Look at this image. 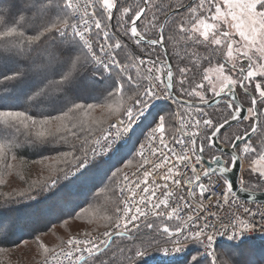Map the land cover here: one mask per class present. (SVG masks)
<instances>
[{
	"label": "snow or ice",
	"instance_id": "1",
	"mask_svg": "<svg viewBox=\"0 0 264 264\" xmlns=\"http://www.w3.org/2000/svg\"><path fill=\"white\" fill-rule=\"evenodd\" d=\"M97 79L103 102H80ZM47 145L54 154L30 163L48 175L0 196L35 200L104 165L115 200L103 232L51 246L35 235L37 264H138L149 248L195 251L182 264H254L240 248L264 212L240 201L264 194V0H5L0 186L29 163L22 148ZM225 235L238 242L218 250Z\"/></svg>",
	"mask_w": 264,
	"mask_h": 264
},
{
	"label": "trees",
	"instance_id": "2",
	"mask_svg": "<svg viewBox=\"0 0 264 264\" xmlns=\"http://www.w3.org/2000/svg\"><path fill=\"white\" fill-rule=\"evenodd\" d=\"M5 0H0V4ZM82 86H91L90 82H83ZM95 91L84 93L85 98L80 101L83 103H102L104 82L97 79L95 82ZM22 103V101H21ZM160 107L167 108L166 104H158ZM96 115L99 116V113ZM236 128V125L233 126ZM253 140L258 145L259 141L256 137ZM50 145L38 146L36 148L24 147L20 150L19 155L29 163L20 165L17 168L6 171L3 175L4 185L0 186V192H11L21 190L28 187V182L39 180L48 175L49 169L47 163L45 165L31 164L32 160H38L41 155H53L48 151ZM131 156L124 158L122 161L113 162L112 171L116 167H123ZM135 164V161H134ZM107 167L101 165L91 169L81 179L73 183H63L54 189L51 193H45L37 197L35 200H6L0 196V226L3 229V238H0V247L7 251L0 253V264H22V258L13 257L14 251L20 247H24L23 241H34L35 235H46L54 233L58 244L60 239H66L73 231L80 228L103 229L104 221L101 219L106 214H111L115 195L110 190L101 191L108 185L105 176ZM110 175V173H108ZM21 176L24 180H21ZM254 183V182H253ZM259 190V189H257ZM98 213L93 223H89L87 218L75 220L70 219L66 212L68 207L75 206L79 211L80 207H89ZM68 219V226L63 225V220ZM73 228L71 229L70 227ZM64 229H63V228ZM66 229V230H65ZM70 232L64 236L63 231ZM238 241L223 240L218 243V250H223L225 246L237 243ZM53 245V244H52ZM51 246V245H50ZM26 246L24 250L27 251ZM240 251L242 259L251 260L254 264H264V243L258 241H243ZM196 254L195 251L187 252L184 257L178 261H171L161 264H182L186 259H190L191 255ZM2 258V260H1Z\"/></svg>",
	"mask_w": 264,
	"mask_h": 264
},
{
	"label": "built area",
	"instance_id": "3",
	"mask_svg": "<svg viewBox=\"0 0 264 264\" xmlns=\"http://www.w3.org/2000/svg\"><path fill=\"white\" fill-rule=\"evenodd\" d=\"M156 104L157 105L158 104L168 105L169 102L160 100V101H156ZM125 139H127V136H125ZM141 142H142V139H141ZM136 147L138 148L139 144H137ZM126 171H135V167H133L131 170H126ZM213 179H215V177H213ZM207 182L208 181H205V183ZM216 187L218 188L219 185L217 184ZM246 201H250V200L241 198L240 202L244 204L245 207L251 208L253 211H256L258 213L264 212V201H255V203H252V202L246 203ZM255 222L257 224V229L255 231H250V232L245 233L243 237V241L249 240V241H258V242L264 243V228H260L259 226L261 223L259 215L255 217ZM103 231L104 229L99 230L97 232H103ZM223 240H228V237L225 235L223 237L217 238L218 243ZM186 253L166 255L160 250H157L155 248H149L147 250L146 255L139 259L138 264H161V263H168L171 261H178L182 259ZM32 264H37V262H34Z\"/></svg>",
	"mask_w": 264,
	"mask_h": 264
},
{
	"label": "rangeland",
	"instance_id": "4",
	"mask_svg": "<svg viewBox=\"0 0 264 264\" xmlns=\"http://www.w3.org/2000/svg\"><path fill=\"white\" fill-rule=\"evenodd\" d=\"M129 147H131V145H129ZM134 154V153H133ZM129 156H131V155H129ZM129 156H126V157H124V158H128ZM63 228V227H62ZM71 229L73 228V226L72 227H70ZM64 229V228H63ZM104 229V228H103ZM66 230V229H65ZM63 231V232H61V233H64V236H68L67 234L68 233H70V232H66V231ZM77 230H79L81 233L82 232H84V231H92L93 229H88V228H80V229H77ZM96 230V229H95ZM99 230H102V228L101 229H99ZM98 229H97V231H99ZM96 231V232H97ZM76 232L77 231H73V234H76ZM68 238V237H67ZM66 238V239H67ZM42 239L44 240V242L46 243V244H48V245H52V244H54V243H56L57 242V239H55V236H54V233H48V234H46V235H43V237H42ZM26 246H29L28 248H26L27 249V251L26 250H24L25 249V247ZM38 247H37V245L35 244V242L34 241H31V242H28L24 247H20V248H18L17 250H15L14 251V256L13 257H20V258H22V264H32V263H34V262H37V260H38ZM1 260H2V258H1ZM15 264H18L17 262H15Z\"/></svg>",
	"mask_w": 264,
	"mask_h": 264
},
{
	"label": "water",
	"instance_id": "5",
	"mask_svg": "<svg viewBox=\"0 0 264 264\" xmlns=\"http://www.w3.org/2000/svg\"><path fill=\"white\" fill-rule=\"evenodd\" d=\"M228 151V150H226ZM207 160V159H206ZM207 166V165H206ZM239 175V172H235L234 175H233V179H235V176ZM241 198H244V199H247V200H250L249 196L247 194H241ZM255 201H264V194L261 193V190H257L256 191V198H255Z\"/></svg>",
	"mask_w": 264,
	"mask_h": 264
},
{
	"label": "flooded vegetation",
	"instance_id": "6",
	"mask_svg": "<svg viewBox=\"0 0 264 264\" xmlns=\"http://www.w3.org/2000/svg\"><path fill=\"white\" fill-rule=\"evenodd\" d=\"M233 126H235V125H233ZM233 126H232V128L227 129V131H228V132L235 131L236 128L233 127ZM226 150H227V149H226ZM226 150H225V151H226ZM226 152H227V151H226ZM225 158H227V156H226ZM205 159L210 160V156H209V154H208L207 152H206V154H205Z\"/></svg>",
	"mask_w": 264,
	"mask_h": 264
}]
</instances>
